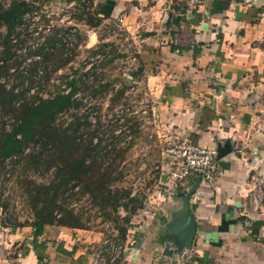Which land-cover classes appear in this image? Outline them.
Wrapping results in <instances>:
<instances>
[{
    "label": "crops",
    "instance_id": "1",
    "mask_svg": "<svg viewBox=\"0 0 264 264\" xmlns=\"http://www.w3.org/2000/svg\"><path fill=\"white\" fill-rule=\"evenodd\" d=\"M86 1L99 19L95 27H117L123 32L119 37L129 36L135 56L134 77L129 75L143 80L157 98L153 107L159 120L192 142L228 150L217 161L221 177L208 182L193 175L180 185L184 193L192 188V261L264 264V194L247 218L239 209L249 192L248 175L264 172V132L251 137L252 151L230 148L254 121L264 120V0H211L190 9L182 0ZM163 200L177 202L168 194ZM158 211L133 228L118 264L174 259L164 251L165 241L172 244L173 238L159 231L158 218L167 215L161 206ZM141 225L144 233L138 231ZM96 239V232L82 228L0 226V264H91L88 249Z\"/></svg>",
    "mask_w": 264,
    "mask_h": 264
},
{
    "label": "rangeland",
    "instance_id": "2",
    "mask_svg": "<svg viewBox=\"0 0 264 264\" xmlns=\"http://www.w3.org/2000/svg\"><path fill=\"white\" fill-rule=\"evenodd\" d=\"M10 1L0 0V5L6 6ZM35 4L38 5L43 16L37 18L39 15L37 13L28 18L29 27L35 26L31 31L33 34L28 35L22 45L12 46L13 55L7 61L10 65L9 72L7 76H3V79L7 80V87L19 79L23 80L22 86L31 80L32 86L29 87L28 92L37 93L40 97H48L56 91L62 90L64 86L66 87L70 76L77 78L81 71H89L88 68L91 64L94 65V70L89 72L92 71V73L83 77L84 83L90 82L95 76L96 81L95 83L92 81V83L95 85L107 83L108 87L106 90L102 89L97 92L94 96L88 93L82 97L83 104L79 113L82 110L87 112L91 127L92 125L98 127L97 136L104 138L106 142H117L110 139V129L118 127L113 124L114 120L117 119L115 122L120 124L125 118L128 119L124 124L125 126L121 128L124 129L125 136L119 139L117 144L122 145L129 141L130 146L125 150L123 160L118 164L115 172L118 176L113 185L130 189V193L142 200V207L144 205L153 206L155 214L152 218L156 217L158 207L161 206L167 218L171 220L177 209L181 207V198L177 196V190L172 191L173 193H168L171 192L168 189H166L167 192L164 191L167 188L164 183L167 186L171 183L170 179L163 176V167L166 161L164 149L167 146L168 136L176 135V133L166 123L159 120L153 107L157 98L149 92L144 81L137 79L135 82L134 78L129 80L127 77L132 73L134 66V62L128 60L133 54L128 43L129 36L122 34L119 37L118 34L123 32L117 27L103 25L97 28L87 25L84 19L86 15L83 13L81 18H77L75 15L80 12V9H71L65 0H37ZM86 5L83 10L91 12L88 3ZM0 32H4L3 27L0 28ZM54 33H57V38H61L63 46V53L61 57L59 56V60L68 56L69 51L71 54V56L69 55L70 59L56 69H54L56 63L54 56H50L48 59L43 57L46 51L45 40ZM70 34L72 37L68 39L66 36L70 37ZM102 35L108 39L103 42L100 41L104 37ZM20 37L22 36L20 35ZM114 38L118 42L116 45L112 43ZM119 38H121L120 41ZM64 39L67 41V45L63 42ZM102 44L106 45L101 52H97L96 50ZM73 45L74 49L72 50ZM58 48H60V43L56 42V48L48 49V51L54 52ZM34 49L37 52L31 53V50ZM120 88H123V94L116 96V91ZM76 94L77 97L83 95L81 90ZM68 120L67 114H60L57 117L58 123L64 122L66 124ZM131 128H134V131ZM118 132L119 129L116 128L113 134L117 135ZM95 140L96 138L93 139V141ZM50 175L51 170H22L21 164H17L15 171L6 175V179L3 180V196L7 200V207L3 216H8V218L19 222H27L26 225L29 224L32 214L23 195L22 178L26 176L35 182H45L50 178ZM167 194L171 201H177L174 205L173 202L163 203ZM69 206L75 210L81 208L84 212L83 218H87L84 220L87 227L85 229L96 232V235L99 236L97 241L89 244L88 251L92 254V258L96 252L104 248L105 241L108 240L121 246L120 257L114 264L120 263L128 247L126 240L134 235L132 227L137 226L135 222L138 219V216H134V214H137L140 208L130 216V221L126 227L132 232H127L126 240H124L118 237L114 223L110 220H103L101 213L91 205L86 195L72 201ZM189 206L192 211L190 203ZM121 211L123 213L126 210L124 211L122 208ZM158 212L160 213V210ZM121 213L116 210V215L119 217L122 216ZM143 223L140 224L143 225ZM141 230L144 233L143 226L142 229L140 227L138 229V231ZM159 231L164 233V238H171V233L162 226L159 227ZM105 255L108 256L109 254ZM175 258L176 255L170 264H175ZM104 264L110 263L104 262Z\"/></svg>",
    "mask_w": 264,
    "mask_h": 264
},
{
    "label": "trees",
    "instance_id": "3",
    "mask_svg": "<svg viewBox=\"0 0 264 264\" xmlns=\"http://www.w3.org/2000/svg\"><path fill=\"white\" fill-rule=\"evenodd\" d=\"M36 1L11 0L6 6L0 5V28L4 29L3 33L0 32V226L17 227L27 223L3 216L7 207V200L3 196V180L15 171L17 164H21L22 170H51L50 178L45 182H35L26 176L22 178L23 195L32 214L27 225L87 228L84 221L87 218H83L82 209L75 210L69 206L72 201L86 195L91 205L101 213L103 220L114 223L118 237L126 240L129 232L126 225L130 216L142 207V200L130 195V189L113 185L118 176L115 173L118 164L130 146L129 141L117 144L125 136L121 128L128 119L125 118L120 124L115 122L117 119L114 120L113 124L118 126L116 128L119 132L114 135L116 128H111L110 139L117 142H106L97 136L99 128L91 127L87 112L82 110L79 113L83 104L82 97L88 93L94 96L108 87L107 83L95 85V76L90 82L84 83L83 77L94 70V65L91 64L89 71L81 72L77 78L67 81V92H63L64 89L58 90L48 97L29 93L31 80L22 86L23 80L19 79L7 87V80L3 79L9 72L7 61L13 55L11 48L16 45L11 39L16 38L17 42L23 43L20 35L26 36L25 28L19 30L17 27L23 23L25 15L39 9ZM74 1L76 5L82 6V9L78 7L80 12L75 16L81 18L84 13L85 23L96 26L99 19L92 11L83 10L88 1ZM56 35L54 33L46 38V51L43 55L45 59L50 56L56 58L54 69L65 64L71 56L69 51L70 56L59 60L63 46L61 38ZM56 42L60 43V48L54 52L48 51L56 48ZM96 51L102 50L98 48ZM34 52L37 51L31 50V53ZM130 75L134 77V73ZM80 90L83 95L77 97L75 94ZM123 91L120 88L115 95L120 96ZM60 114L69 116L66 124L58 123L57 117ZM131 130L134 131V128ZM119 206L127 211L124 216L116 215Z\"/></svg>",
    "mask_w": 264,
    "mask_h": 264
},
{
    "label": "built area",
    "instance_id": "4",
    "mask_svg": "<svg viewBox=\"0 0 264 264\" xmlns=\"http://www.w3.org/2000/svg\"><path fill=\"white\" fill-rule=\"evenodd\" d=\"M182 1L186 9H190L194 5H203L211 0ZM66 3L71 9L79 10L78 7L82 8V6L80 7L78 6V4L76 5V2L74 0H70ZM86 3L87 2H85V4ZM37 13H39L37 18L43 16V14H41L40 12V9H38L30 15H25L23 23L20 24L19 27H17V29L19 30H23L25 28L26 36L24 37V34H21L22 37H20L21 39H23V42L25 39H27L28 35L33 34L31 31L35 27L34 25L32 27H29L27 19L33 17V15H36ZM66 37L70 39L72 36L70 34V37ZM11 42L15 43L16 45H22V43L17 42L16 38H12ZM63 42L65 43V45H67V41L65 39L63 40ZM128 60L129 62H135L134 54H132ZM81 72L87 71L85 70ZM71 78L73 77L70 76L69 79ZM63 89V92H67L69 88L64 86ZM263 132L264 120L258 119L250 125L248 132L244 133L242 137L234 139L231 142L230 148L237 153H242L246 150L252 151L253 147L251 146L250 142L251 137L258 136ZM166 143L167 146L164 149V157H166V161L163 167V176L170 179L171 183L169 186L164 184L167 187L164 189V191L167 192L168 190H170L171 192L168 193H173L172 191L175 192L178 186L181 185V182L188 176H198L202 180L210 182L223 175V169L217 163L219 157H217L216 148L200 145L198 143L192 142L187 137L180 136L178 134L169 135ZM247 184L250 185L249 192L247 193L246 198L239 204L240 212L246 218L251 212L257 211L261 204L264 194V172L262 174L255 172L250 173L247 178ZM130 195H133V193H130ZM118 208L122 210L123 207L119 206ZM118 208L117 212L121 213L122 211ZM125 214L126 211L121 213L120 215L124 216ZM154 214L155 210L153 206L149 207L147 205H144L142 208L139 209L137 214H134V216H138V219L136 220L135 224L137 223L136 225L138 226L145 219H151ZM247 223L248 221L245 219L244 224L247 225ZM133 228H135V226L132 227V229ZM129 231L132 232V230ZM120 249L121 246H119L118 244H115L108 240L105 241L104 248L94 254L92 264H104V262L114 264L120 257ZM105 254L109 255L106 256ZM192 259L193 249L190 246L189 248L181 249L179 253L176 254L175 264H196L192 261Z\"/></svg>",
    "mask_w": 264,
    "mask_h": 264
},
{
    "label": "water",
    "instance_id": "5",
    "mask_svg": "<svg viewBox=\"0 0 264 264\" xmlns=\"http://www.w3.org/2000/svg\"><path fill=\"white\" fill-rule=\"evenodd\" d=\"M63 1V0H61ZM128 79L131 80L132 77L127 75ZM217 157H220L222 154L227 152V148L218 147ZM181 186L177 188V195L182 198V205L179 211L171 217V220H168L165 216H159V223L164 227V229L171 233V238H173V243L170 244L168 241H165V254H177L183 248H189L194 236L196 223L192 211L189 206L188 198L192 192V188L188 192L184 193L180 191ZM170 247V249H168Z\"/></svg>",
    "mask_w": 264,
    "mask_h": 264
}]
</instances>
